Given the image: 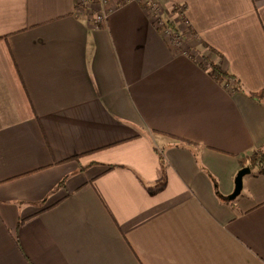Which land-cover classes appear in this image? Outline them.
Listing matches in <instances>:
<instances>
[{
  "label": "crops",
  "instance_id": "0c3cea01",
  "mask_svg": "<svg viewBox=\"0 0 264 264\" xmlns=\"http://www.w3.org/2000/svg\"><path fill=\"white\" fill-rule=\"evenodd\" d=\"M151 1L0 0V264H264V0Z\"/></svg>",
  "mask_w": 264,
  "mask_h": 264
},
{
  "label": "trees",
  "instance_id": "16d2710c",
  "mask_svg": "<svg viewBox=\"0 0 264 264\" xmlns=\"http://www.w3.org/2000/svg\"><path fill=\"white\" fill-rule=\"evenodd\" d=\"M174 10L179 11L180 15L183 16V10L185 9V5H176L173 8ZM184 19V18H183ZM168 24V23H167ZM168 25L171 26V23H169ZM200 66H202L205 70H207L208 74L215 80H217L219 83H221L222 85L227 84L230 80H233V75L229 74L227 71L223 70L220 65L218 63H215L205 57L202 58V60L200 61ZM234 85L232 90H238V91H243L242 86L239 84L238 80L233 81ZM246 94L252 98L253 100H256L260 103H264V88H261L259 90L256 91H248L246 92ZM179 141V145L184 146V147H188L191 149L195 148V144L186 140V139H181V138H177ZM80 154L78 155H74L73 157L76 158L78 157ZM162 155L160 154V159L162 160ZM239 163L241 167H245V166H249L251 170H256V172L258 173H262L264 174V146H262L261 148H258L250 153H247L244 156H240L238 157ZM116 165H110L108 166V168H113ZM78 188V187H77ZM76 188V189H77ZM216 195L222 199L223 201H229L225 198V196H223L222 194L220 195L217 191H216ZM58 201H56L55 203H57ZM54 203V204H55ZM54 204L48 206L51 207ZM46 207V208H48ZM21 222L18 221V223Z\"/></svg>",
  "mask_w": 264,
  "mask_h": 264
},
{
  "label": "built area",
  "instance_id": "2783aa9c",
  "mask_svg": "<svg viewBox=\"0 0 264 264\" xmlns=\"http://www.w3.org/2000/svg\"><path fill=\"white\" fill-rule=\"evenodd\" d=\"M95 1L97 2V1H102V0H95ZM143 2L146 3L148 10L150 11L153 17L154 24L156 25L158 29H160V31L162 32L166 40L170 44H172L173 47H178L180 45L181 40L179 36L176 34V32L169 25H167L165 21L162 20L160 7L157 4V2L151 1V0H143ZM78 4L84 8H87L90 4V0H78ZM92 17H93L92 24L94 26L97 27V26L103 25L106 19V12L102 10L94 11ZM227 84L231 88L234 85L232 81L228 82Z\"/></svg>",
  "mask_w": 264,
  "mask_h": 264
},
{
  "label": "water",
  "instance_id": "95a60500",
  "mask_svg": "<svg viewBox=\"0 0 264 264\" xmlns=\"http://www.w3.org/2000/svg\"><path fill=\"white\" fill-rule=\"evenodd\" d=\"M251 169L249 166L241 167L234 178V188L233 191L226 196L228 200L234 199L241 191L242 189V179L243 176L250 173Z\"/></svg>",
  "mask_w": 264,
  "mask_h": 264
}]
</instances>
